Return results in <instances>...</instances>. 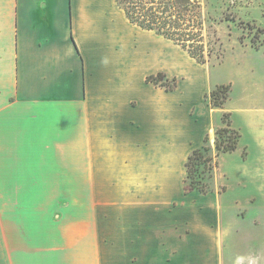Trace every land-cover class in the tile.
Returning <instances> with one entry per match:
<instances>
[{"label":"rangeland","instance_id":"rangeland-1","mask_svg":"<svg viewBox=\"0 0 264 264\" xmlns=\"http://www.w3.org/2000/svg\"><path fill=\"white\" fill-rule=\"evenodd\" d=\"M200 2L206 18L205 63L155 32L150 33L152 40L146 39L150 46L141 48L147 53L151 47V53L157 54L150 65L143 61L140 44L130 48L135 58L128 62L137 67V86L144 89L140 78L146 81L148 75L158 72L177 80L174 90L149 82L154 94L157 90V95H166L171 111L167 126L160 130L165 139L166 169H159L156 155H152L157 172L166 179L128 177L130 167L121 160L117 181H96L94 152H89L92 167L82 171L83 152L75 132L65 140L71 142V149L39 152L50 154L49 160L41 162L47 167L35 171L31 161H25L31 166L19 172L23 181L9 182L10 177L0 175V264H28L15 261L18 251L27 250V242H56L48 249L61 258L60 264H127L123 255L127 256L128 247L122 242L134 238L144 241L136 246L140 264H177V242L188 240L184 230L197 223L200 212L211 215V207L216 237L233 238L225 245L228 264H264V0ZM210 46L214 49L211 54ZM115 48L111 39L94 55L97 67L104 68L106 75L117 66ZM144 69L151 70L142 76ZM221 84H229L230 91L224 108H215L211 91ZM224 112H231L233 127L242 134L238 146L215 158L213 191L186 192L188 155L204 144L206 136L216 152L215 130L223 124ZM152 125L158 127L150 122ZM144 152L139 153L143 158ZM124 153L128 160L135 151L127 145ZM11 171L15 173L14 168ZM68 242L72 248L65 246ZM76 242L86 243L80 248ZM115 242H121L120 248ZM68 255L70 263L63 259Z\"/></svg>","mask_w":264,"mask_h":264},{"label":"crops","instance_id":"crops-1","mask_svg":"<svg viewBox=\"0 0 264 264\" xmlns=\"http://www.w3.org/2000/svg\"><path fill=\"white\" fill-rule=\"evenodd\" d=\"M151 32L131 23L115 0H0V175L10 177L9 182L23 181L19 172L24 166L32 165L35 171L36 167L48 166L41 162L49 160L50 154L40 151L71 149V142L65 140L76 132L83 152L82 171L92 167L89 152H94L96 181H117L122 160L130 167L128 177L163 182L166 175L157 172L155 163L158 161L159 169H166L161 131L167 126L168 100L166 95H157V90L154 94L151 83L143 77L144 89L137 86V67L128 62L135 58L131 45L136 49L140 44L139 50H145L150 46L145 42L152 40ZM111 39L117 66L106 75L104 68L97 67L94 55ZM150 49L141 51L147 65L157 59ZM150 70H142L141 75ZM150 122L158 127L150 126ZM147 126L149 129H144ZM143 132H147L144 137ZM127 145L135 151L128 160L124 153ZM143 150L144 158L139 154ZM152 155H156L155 163ZM213 209L211 215L200 212L197 223L184 230L188 240L177 242V264H228L225 245L233 238L216 237L211 225ZM143 221L148 220L145 217ZM141 241L134 238L122 242L128 247L127 256L123 255L127 264H140L136 246ZM55 243L27 242V250L18 251L15 261L60 264L61 258L48 249ZM68 243L65 246L72 248V242ZM76 243L82 248L86 242ZM114 244L121 246V242ZM11 245L15 246L13 242ZM68 256L63 259L70 263Z\"/></svg>","mask_w":264,"mask_h":264},{"label":"trees","instance_id":"trees-1","mask_svg":"<svg viewBox=\"0 0 264 264\" xmlns=\"http://www.w3.org/2000/svg\"><path fill=\"white\" fill-rule=\"evenodd\" d=\"M124 10L128 20L138 27L153 31L184 48L199 63L206 62L205 15L200 0H115ZM214 49L209 47V54ZM163 72L150 74L146 81L174 90L175 78H165ZM230 91L229 84H221L211 91L212 107L224 108ZM222 125L216 128V152L209 145L208 136L204 144L188 155L185 163L187 176L186 192L208 193L214 190L215 168L221 153L233 152L241 137L232 124L231 112H224Z\"/></svg>","mask_w":264,"mask_h":264}]
</instances>
